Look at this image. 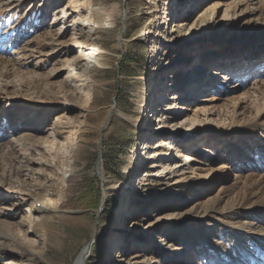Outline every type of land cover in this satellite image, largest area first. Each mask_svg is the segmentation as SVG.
<instances>
[{
    "label": "rangeland",
    "instance_id": "374dc122",
    "mask_svg": "<svg viewBox=\"0 0 264 264\" xmlns=\"http://www.w3.org/2000/svg\"><path fill=\"white\" fill-rule=\"evenodd\" d=\"M70 1H0V85L8 83L7 89H0V223L14 235L7 230L0 234V264H74L88 244L85 264H258L264 260V248L253 256V241H263L262 232L244 240L248 230H238L218 217H201L192 208H199L198 202L219 194L239 176L264 177V112L254 118L257 112L251 103L256 100L264 106V97L250 85L256 76L245 77L248 71L264 72V64L257 69L264 56L252 65L228 67V62L249 59L257 46L264 45L261 0H214L222 7L217 5L208 27L193 25L202 14H197L201 0L185 5L171 0L173 5L167 7L168 0H90L96 10L91 27L84 30L93 31L101 65L91 75L89 99L86 92L77 98L85 111L62 106L56 97L57 87L69 75L66 60L80 56L76 49L65 53L70 39L78 35L76 22L82 18L73 13ZM238 1L242 3L235 4ZM172 21L183 28L169 27ZM160 67L164 78L182 71L191 84L180 107L216 105L226 111L188 123V112L166 108L165 98L173 92L166 86L163 99L150 101L148 78ZM213 70H220L221 78L210 79ZM200 80L207 83L206 89L196 85ZM238 93L251 98L244 103L248 106L244 118L256 122L251 130L237 123L233 129L226 128L222 137L197 133L227 127L234 115L225 100ZM160 106L167 110L158 111ZM147 111L152 112L149 119ZM60 120L71 134L58 138L53 128ZM160 122L178 154L189 151L199 167L223 166L218 174L203 175L212 181L210 186L191 191L180 184L167 186L175 177L171 182L157 177L159 168H170L158 157V168L153 169L149 157L160 152L156 146ZM142 127L147 130L141 131ZM198 148L204 151L199 153ZM100 158L107 179L106 201L96 171ZM45 199L55 213L39 215L41 226H32L31 233L20 229L17 225L27 218L31 205L39 207ZM68 208L81 213L77 221L57 216V210ZM263 219L264 215L249 219L255 231L264 226ZM142 223L146 225L138 231ZM126 228L130 231H119ZM10 241L30 256L18 255ZM124 252L129 256L123 257Z\"/></svg>",
    "mask_w": 264,
    "mask_h": 264
},
{
    "label": "bare ground",
    "instance_id": "6f19581e",
    "mask_svg": "<svg viewBox=\"0 0 264 264\" xmlns=\"http://www.w3.org/2000/svg\"><path fill=\"white\" fill-rule=\"evenodd\" d=\"M0 1H3V0H0ZM154 1H156V0H154ZM195 1L196 0H181L180 4L181 3H183L184 5L188 4V3L191 4L192 2H195ZM240 3H242V1H238V3H235V4L240 5ZM260 3L262 4V8L260 7V9H262V11L264 12V0H261ZM183 4H181V5H183ZM69 5H71L70 7H72L73 13H75L76 15L78 14V16L82 15V18L80 17V19L76 22V25H78L77 27L78 28L80 27L78 35L74 36V38L70 39V41L66 47L67 52H65V53H71L74 49H76V50H78V52H80V56L78 55L76 57H71L70 59L66 60L65 67L68 68L69 75L65 81V84L63 86L59 85L57 87V89L58 88L59 89L57 91L56 97H58L60 99V101L62 102L61 103L62 106H67L68 108H70V107L80 108L81 110L85 111L86 110L85 108H87V107L84 105H81L77 101V98L79 95H82V93H84V92L87 93L86 94L87 97L89 96L90 91H88V90L90 88L89 82L91 79V75L101 65L99 62L98 56L95 55V53L98 50L93 45V38H92L93 37L92 36L93 31L90 30V31L85 32V30H84L86 28H89V26L91 25V23L93 21V12L96 9L91 5L90 0H71ZM168 5H170V6L173 5L171 3V0L166 1L164 4L165 7H167ZM197 5H198L197 14L198 13L199 14L202 13V14H200L199 19H197L196 21L193 22V25L197 24V22H199L200 24H202L204 26L209 25L211 23V21L213 20L210 18V16L215 15L216 10H217V5L222 7L221 6L222 4L220 2H217L214 0H201L199 3H197ZM206 12L209 13V16L205 15ZM111 16H112L111 14L108 15L109 21L111 20ZM178 23H179V21L178 22L172 21L169 24V27L171 25L172 27H179V29L183 28L181 26V24H178ZM178 25H180V26H178ZM143 35H146V33H144ZM198 38H201V36H199ZM189 40L192 41V38ZM256 48L258 50L254 54H250L252 56L249 59L244 57V58H240V61H238V62L237 61H230V62H228V67H230V68L235 67V66L238 67L237 64H239V63L244 67L245 65L251 64V62L255 63L254 59H257V57H258L257 60H260L261 57L264 56V50H263L264 45L261 44V45L257 46ZM238 51L242 52L241 49H239ZM263 64L264 63H262L260 66H258L259 68H257V69L260 70L261 67H263ZM168 65H170V64H168ZM243 67H242V69H243ZM254 67L255 66H252V68H254ZM162 69L163 68L160 67V68L154 70V72H152V75H150L148 78L149 82H148L147 95H148V98L150 99V101L153 99H155L156 101H160L162 96H163L162 93L165 92L164 86H166L167 90L170 89L173 91L171 94L168 92L169 95H167L168 96L167 98L164 97L165 101H166V104H165L166 108L171 107L172 110H180V111L188 112L189 114H186L187 122L188 121L190 123L201 122V120H207L208 117H214L217 115V113L219 115L221 112L224 113L226 111L224 106L222 107V106H216V105H212V106L211 105L210 106L201 105L198 107L193 106L192 109H189L188 107L186 108L185 105H184V107H180L179 103L183 100V98H185L184 96H186L188 94V92H189L188 89L191 87V84L189 82H187L188 79L185 77L184 72H182V71H178L176 73L174 72L173 75H168V77L164 78L162 73L160 72ZM244 70H245V68H244ZM246 70H250V68L247 67ZM219 71L220 70L211 71L210 76H209L210 79H212V77H214V76L221 78L222 73ZM251 74L255 75L256 77H254L250 80V82H251L250 85H252V87H256L260 96L264 97V79H263L264 72L263 73L262 72L255 73V71H248V72H246L245 77H247ZM181 75H184V77ZM4 76H3V78H4ZM162 79H164V80H162ZM16 80H17V78H16ZM48 84L51 87L53 86V82H49ZM206 84L207 83L204 80H200V83H196V85L198 87H200V89H202V90L204 89V87H205V89L207 88ZM188 86H189V88H188ZM193 86H195V85H193ZM7 88H8V83H4V84L0 85L1 90H5ZM49 91H50V88H49ZM88 99H89V97H88ZM250 99L251 98H248L243 93H242V95H241V93H240V95L238 93V95H233V96L228 97L225 100L227 102V105H228L227 109L231 108L233 115H234L233 118L231 119V122L229 123V125L227 127L221 126V127H217L214 129H208L207 131L199 130L197 133L201 134L203 132H207V133L217 135V137H222V136H225L226 128L228 130L233 129L237 123H240V125L244 126L245 130H248V131H249V129L251 130L252 125L255 126L256 122L254 123V121L251 122L250 120L244 118L245 117L244 112H246L248 109L247 108L248 106L246 107L244 105V103L247 102L246 100H250ZM29 100H31V99H29ZM31 101H34V100L32 99ZM198 101H201V100H198ZM205 101L207 102L208 100H205ZM212 101L214 103L215 100H212ZM226 102H224V103H226ZM252 102L255 103L254 105H255L256 112H257V115L254 118H256V119L260 118V115L264 112V106L258 105V103H256L257 102L256 100H252L251 103ZM150 103L148 106H146L147 108L150 107ZM193 103H195V102H193ZM202 103H205V102L203 101ZM210 103H212V102H210ZM37 105H33V108L38 107ZM167 109H163L162 106H160L158 111L161 112V111H165ZM147 112L149 113L147 116V118L149 119V117H150L149 115L153 112V110H152V112H150V111H147ZM61 119H66V118L63 117ZM147 123H149V120H147ZM55 124L56 125L53 128V136L55 135L56 137L59 138V137L65 136L66 134H71L68 130L69 128L67 127V125L63 124L61 122V120ZM158 129H160L159 135H160L161 139L158 140V144L156 146L158 147V149H160V152L155 151V152L151 153V155H149L150 160L153 159V161H154V163H153L154 165L152 167H153V169L158 168L157 164H155V163L158 162L157 159H158V157H160V161H167L170 163L169 164L170 168L162 169V170L159 168L158 173H157L158 176L157 175L156 176L163 181L164 180H166V181L170 180V182H171V179L173 177H175V180L173 182L168 183L167 186H169V187H173L174 185L176 186V185L180 184L186 190H191L190 188L206 187L207 185L210 186L212 181L210 182V180L205 177L206 175L205 176H203V175L204 174L208 175V174H212V173L218 174L222 170L223 166H217L214 168L199 167L198 165L200 162L197 161L196 159H194L193 157H191L192 154H189V151H187V152L184 151L183 153H179V154L177 153V147H176V145H174L175 141L171 138L167 139V137H165L167 128H166V125L164 123L162 124L160 122ZM146 130H147L146 127L141 128V131H146ZM193 135H195V134H193ZM193 135H192V137H193ZM188 137L189 136H187V138ZM31 138H32V136H31ZM33 142H35V141H33ZM36 144H38V143H36ZM34 145H35V143H34ZM33 147L35 148L36 145ZM197 151L200 153L204 150L201 148H198ZM177 159H182L183 160L182 163H176ZM96 171H97L98 175L101 177V182L103 184V198H104L103 200L106 201L107 194H108L107 189H106L107 179L105 177L104 165L102 163L101 158L98 161V164L96 166ZM164 172H165V174H164ZM155 174L156 173L149 174V176H153ZM162 174H164V176H162ZM231 184L229 187L222 189L219 194H216L213 196L208 195V199H205L203 202H198L197 204L201 205L199 208L197 206H194V205L192 208L196 209L195 210L196 213L201 212L202 213L201 217L205 216L206 218H212V219H214V217H218L219 221H222L223 223L229 224L230 226H235L238 230L239 229L245 230V231L248 230L247 231L248 233L245 234V236L243 238L241 237L244 240H252L257 236L258 233L262 232L263 233L262 234L263 235V237H262L263 241H261V239L258 241H253L254 247H255L253 256L259 255V254H261V252H259V250L261 248H264V226L261 227L259 230L255 231L253 229V222H251L252 219L251 220H249V219L253 218V217H256L257 219H261V218H263L264 213H261V214H257V213L244 214L243 212H246L247 210H252V209L253 210L254 209L260 210V212H261V210L262 211L264 210V177L263 176H256L253 174H247L244 176H239L237 179H234ZM205 197H207V196L205 195L204 198ZM195 205H196V203H195ZM28 211H29V213H28L29 216L27 215V218H23L22 222H20L17 226L20 229L25 228L27 233H31L30 229L32 226H34V225L41 226V222L38 218L39 215H45L46 213H49V212L55 213L56 210L45 199V200H43L42 204L39 207H37L35 203L32 204ZM74 211L75 210H72V212H71L69 208L68 209H60V210H57L56 214L61 219H69L72 221H77L79 219V216H81V213L74 212ZM32 215H33V217H32ZM35 216H37V217H35ZM245 217H246V219H245ZM261 221L264 222V219ZM143 225H146V224L145 223L140 224L138 227V231L141 230L140 228H142ZM151 225L152 224L147 226L145 228V230H147ZM0 227H2V228H0V234L7 230L8 234L11 237H14L11 230L8 229L6 224L2 225L0 223ZM119 231L129 232L130 230L126 228V229H119ZM252 237H254V238H252ZM10 243L15 247L14 249L17 250L15 252H17L18 255L22 254L24 257L30 256L31 253L29 251H27L26 249H24L22 246H20L18 243H16V241H10ZM28 247L31 248V245L29 244ZM2 249H3V247L0 243V252ZM262 253L264 254V250L262 251ZM89 254H90V247H89V249H84L80 253V255L77 257L74 264H85ZM127 256H129L128 252H124L123 257H127ZM258 264H264V260L263 259L260 260Z\"/></svg>",
    "mask_w": 264,
    "mask_h": 264
},
{
    "label": "trees",
    "instance_id": "16d2710c",
    "mask_svg": "<svg viewBox=\"0 0 264 264\" xmlns=\"http://www.w3.org/2000/svg\"><path fill=\"white\" fill-rule=\"evenodd\" d=\"M91 204H93L94 205V207H95V205H96V202H95V200H93L92 202H90Z\"/></svg>",
    "mask_w": 264,
    "mask_h": 264
},
{
    "label": "water",
    "instance_id": "95a60500",
    "mask_svg": "<svg viewBox=\"0 0 264 264\" xmlns=\"http://www.w3.org/2000/svg\"><path fill=\"white\" fill-rule=\"evenodd\" d=\"M101 204H102V201H101ZM89 247H90V244H88V245L85 247V249H89Z\"/></svg>",
    "mask_w": 264,
    "mask_h": 264
}]
</instances>
